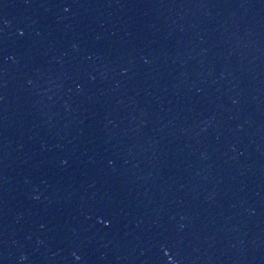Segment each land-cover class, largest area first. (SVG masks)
I'll use <instances>...</instances> for the list:
<instances>
[{
  "label": "water",
  "instance_id": "95a60500",
  "mask_svg": "<svg viewBox=\"0 0 264 264\" xmlns=\"http://www.w3.org/2000/svg\"><path fill=\"white\" fill-rule=\"evenodd\" d=\"M0 264H264V0H0Z\"/></svg>",
  "mask_w": 264,
  "mask_h": 264
}]
</instances>
